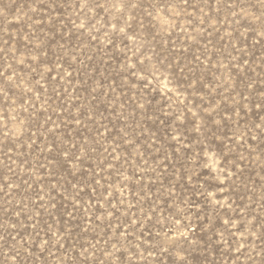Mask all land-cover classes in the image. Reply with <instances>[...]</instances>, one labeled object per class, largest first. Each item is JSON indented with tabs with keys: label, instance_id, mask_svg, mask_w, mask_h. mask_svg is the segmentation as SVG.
I'll return each mask as SVG.
<instances>
[{
	"label": "rangeland",
	"instance_id": "obj_1",
	"mask_svg": "<svg viewBox=\"0 0 264 264\" xmlns=\"http://www.w3.org/2000/svg\"><path fill=\"white\" fill-rule=\"evenodd\" d=\"M0 264H264V0H0Z\"/></svg>",
	"mask_w": 264,
	"mask_h": 264
}]
</instances>
